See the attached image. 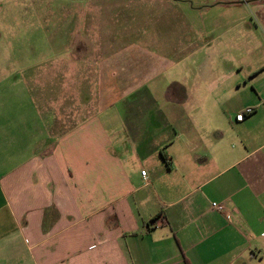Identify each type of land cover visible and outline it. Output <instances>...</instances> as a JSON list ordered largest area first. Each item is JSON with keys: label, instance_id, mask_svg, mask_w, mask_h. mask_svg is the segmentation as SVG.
Masks as SVG:
<instances>
[{"label": "crops", "instance_id": "obj_1", "mask_svg": "<svg viewBox=\"0 0 264 264\" xmlns=\"http://www.w3.org/2000/svg\"><path fill=\"white\" fill-rule=\"evenodd\" d=\"M56 3L40 22L91 27L66 76L0 79V264H264L259 21L241 80L227 59L264 0Z\"/></svg>", "mask_w": 264, "mask_h": 264}, {"label": "rangeland", "instance_id": "obj_2", "mask_svg": "<svg viewBox=\"0 0 264 264\" xmlns=\"http://www.w3.org/2000/svg\"><path fill=\"white\" fill-rule=\"evenodd\" d=\"M57 1L60 0H0V79L17 72L18 67L33 68V66L45 63L46 65L52 63L53 66H57L60 72L58 73L59 78L60 75H67L66 72H62L60 65H72V56L68 53L76 50L78 45L75 43V39L85 33L83 31H88L91 25L88 27L87 24H82L80 28H77L76 23L50 21L48 17L40 22L39 12L42 11L43 16L50 15L54 10L52 7L59 4L56 3ZM254 8H264V4L252 5L250 7L251 18L248 21L245 20L244 23L240 22L233 25L235 48L233 54L227 56V59L237 67L233 77L235 82L241 80L247 71V67L251 63H256V59H258V57L247 56L238 49L253 43L252 37L246 38L245 34L239 33L240 30L249 31L250 36L254 33L262 37L261 31L257 30L259 21L261 24L259 29L264 32V9L262 20L257 18L252 20L255 15ZM56 10L60 11L59 9ZM230 10L234 17H246V12H248L246 8L241 6ZM221 12V9H218L215 14L219 15ZM59 14H62V12H59ZM96 24H92L91 30L96 28L98 32ZM107 27L112 34H116L121 30L117 27L114 28L113 23L107 24ZM75 32L79 34H76V37ZM207 37L210 41L216 39L219 46H225L222 35L215 34V36L209 37L208 35ZM81 38L86 41L85 36H81ZM262 43L264 49V37ZM82 46H84L83 43L80 47ZM52 52H55V54ZM80 62L81 65L86 63L84 60H80Z\"/></svg>", "mask_w": 264, "mask_h": 264}, {"label": "built area", "instance_id": "obj_3", "mask_svg": "<svg viewBox=\"0 0 264 264\" xmlns=\"http://www.w3.org/2000/svg\"><path fill=\"white\" fill-rule=\"evenodd\" d=\"M253 112H254L253 109H250V108L249 109H246L243 113H240V114H238L236 116V120L238 122H242V121L245 120L246 116H249V115L253 114ZM212 207L215 210L219 211V212H225L226 211L225 206L222 205V204H216V203H214V204H212ZM227 218H229V217H227Z\"/></svg>", "mask_w": 264, "mask_h": 264}, {"label": "water", "instance_id": "obj_4", "mask_svg": "<svg viewBox=\"0 0 264 264\" xmlns=\"http://www.w3.org/2000/svg\"><path fill=\"white\" fill-rule=\"evenodd\" d=\"M248 3V2H247Z\"/></svg>", "mask_w": 264, "mask_h": 264}]
</instances>
